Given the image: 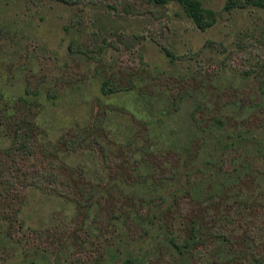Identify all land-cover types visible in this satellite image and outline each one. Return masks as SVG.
<instances>
[{
	"label": "rangeland",
	"instance_id": "obj_1",
	"mask_svg": "<svg viewBox=\"0 0 264 264\" xmlns=\"http://www.w3.org/2000/svg\"><path fill=\"white\" fill-rule=\"evenodd\" d=\"M198 1L0 0V264H264V0Z\"/></svg>",
	"mask_w": 264,
	"mask_h": 264
},
{
	"label": "trees",
	"instance_id": "obj_2",
	"mask_svg": "<svg viewBox=\"0 0 264 264\" xmlns=\"http://www.w3.org/2000/svg\"><path fill=\"white\" fill-rule=\"evenodd\" d=\"M61 1L65 2L67 0H61ZM152 1L158 6H165V5H168L170 3H175V4L179 5L180 8L182 9V11L184 12V14L186 15V17L200 31H206L207 29L213 27L216 23V20H217L215 12L204 9L198 0H152ZM246 3H247L246 0H226L224 9L231 11L232 9H235L238 7H244L246 5ZM163 52H164L165 56L170 57V53L167 50H163ZM201 110H202L201 107L198 106V107H196L195 113H200L202 115L203 112H201ZM218 123H219L218 124L219 126H222L221 122H218ZM231 148H232V144H229L227 146H223L224 151L230 150ZM187 149L188 148H186V150ZM205 164H206L205 160L202 157H197L194 165L193 164L191 165L192 166L190 168L191 171L190 170L189 171L190 172L195 171L194 174H198L202 170V167ZM192 169H194V170H192ZM189 171H187L186 173H188ZM38 174L39 175L43 174V176L34 179L30 176V173L27 171L26 172V179L32 181V183H34V184H37L38 182H45L46 184L54 183L53 175L44 174V173H38ZM6 177L7 176H0V186H6L5 183H7V182H10V184H12L11 180L6 179ZM187 190H189L188 186H187ZM4 191H9V188L8 187L5 188ZM193 192H194V189H193ZM1 195H2V192L0 191V197H1ZM196 200H200V199L197 198ZM197 202H200V201H197ZM201 204L203 206H206L204 202H202ZM200 222H201V220L199 221L197 217H196V219H192L191 217L186 218V223L188 226L186 231L192 233L191 238L188 237L189 240L186 242V244L189 242H195L193 244H196L198 242V240H199L198 233H201V231L203 229L201 227ZM174 246H175V248H177L176 244H174ZM177 249H179V248H177Z\"/></svg>",
	"mask_w": 264,
	"mask_h": 264
}]
</instances>
